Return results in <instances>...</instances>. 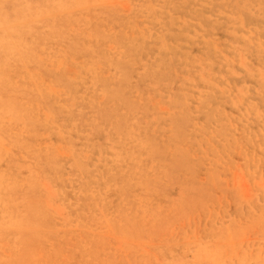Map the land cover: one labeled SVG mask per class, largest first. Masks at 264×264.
Instances as JSON below:
<instances>
[{"label":"rangeland","instance_id":"obj_1","mask_svg":"<svg viewBox=\"0 0 264 264\" xmlns=\"http://www.w3.org/2000/svg\"><path fill=\"white\" fill-rule=\"evenodd\" d=\"M0 264H264V0H0Z\"/></svg>","mask_w":264,"mask_h":264},{"label":"bare ground","instance_id":"obj_2","mask_svg":"<svg viewBox=\"0 0 264 264\" xmlns=\"http://www.w3.org/2000/svg\"><path fill=\"white\" fill-rule=\"evenodd\" d=\"M11 44V43H10ZM2 46V45H1ZM18 49V48H17ZM24 51V50H23ZM19 61V60H18ZM27 63V62H26ZM16 87V86H15ZM119 87V86H118ZM120 101V100H119ZM14 108H15V106H14ZM17 109V108H16ZM152 220V219H151ZM220 225V224H219Z\"/></svg>","mask_w":264,"mask_h":264}]
</instances>
